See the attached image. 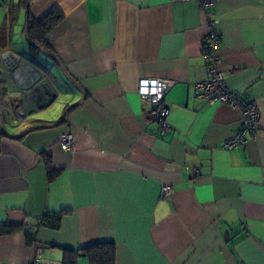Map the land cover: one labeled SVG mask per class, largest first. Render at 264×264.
<instances>
[{
	"label": "crops",
	"instance_id": "0c3cea01",
	"mask_svg": "<svg viewBox=\"0 0 264 264\" xmlns=\"http://www.w3.org/2000/svg\"><path fill=\"white\" fill-rule=\"evenodd\" d=\"M18 9L23 41L13 37L15 12L0 24V225L22 228L0 236V264H61L63 248L97 242L114 244L115 264H264V0L205 10L193 1L20 0ZM53 9L62 17L44 45L30 40L26 19ZM208 17L227 87L259 112L244 147H223L240 111L195 92L207 76ZM142 79L169 82L164 135L138 93ZM58 97L61 112L45 116ZM65 131L73 152L59 144ZM162 185L171 196L159 195ZM47 212H63L57 229L40 224Z\"/></svg>",
	"mask_w": 264,
	"mask_h": 264
},
{
	"label": "built area",
	"instance_id": "2783aa9c",
	"mask_svg": "<svg viewBox=\"0 0 264 264\" xmlns=\"http://www.w3.org/2000/svg\"><path fill=\"white\" fill-rule=\"evenodd\" d=\"M174 2H196L201 9L205 10L212 6L215 0H172ZM217 20L212 17L206 19L207 37L202 45L201 53L208 60L206 63V79L195 83L196 94L205 97L210 102L226 104L240 111V123L235 134L227 139L223 147H244L247 135L254 136L259 127V112L257 106L244 99L240 94L230 90L226 85L227 72L220 68L221 38L217 32ZM169 87V82L158 79H142L139 82L138 93L141 97L154 105L153 120L155 133L164 135L171 129L168 122L170 109L164 104L163 96ZM59 144L62 149L73 152L75 150L74 138L70 131L61 134ZM159 195L169 197L172 188L162 185Z\"/></svg>",
	"mask_w": 264,
	"mask_h": 264
},
{
	"label": "trees",
	"instance_id": "16d2710c",
	"mask_svg": "<svg viewBox=\"0 0 264 264\" xmlns=\"http://www.w3.org/2000/svg\"><path fill=\"white\" fill-rule=\"evenodd\" d=\"M62 17V14L55 9L45 14L40 20L26 19L27 28L30 29V40H35L37 43L44 45L46 32L53 27ZM43 158L47 168L48 179H52L56 174L50 168L49 156L43 153ZM63 212H47L42 217L40 224L51 229H57L60 225V220ZM22 225H0V236L12 234L20 230ZM28 241L34 240V232L26 231ZM80 256H85L90 264H115L114 244L112 242H97L81 249L63 248L61 264H77V259Z\"/></svg>",
	"mask_w": 264,
	"mask_h": 264
},
{
	"label": "rangeland",
	"instance_id": "374dc122",
	"mask_svg": "<svg viewBox=\"0 0 264 264\" xmlns=\"http://www.w3.org/2000/svg\"><path fill=\"white\" fill-rule=\"evenodd\" d=\"M20 5V0H0V24L2 22H5L7 20L6 18L12 15V12H15L17 14L15 24L13 26L14 29V40H19L23 41L24 40V35L20 32L21 31V26L23 23V18H24V11L21 9L17 10V7ZM15 10V11H14ZM9 24V19L6 24ZM65 101L62 100V97H58L52 104L49 106V108L44 111L45 116L51 118L53 117L56 112L58 111L59 113L63 109V106L65 105ZM60 117H58L59 119Z\"/></svg>",
	"mask_w": 264,
	"mask_h": 264
}]
</instances>
